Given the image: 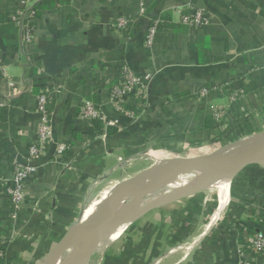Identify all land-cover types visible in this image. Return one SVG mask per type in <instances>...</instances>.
<instances>
[{"label":"crops","instance_id":"crops-1","mask_svg":"<svg viewBox=\"0 0 264 264\" xmlns=\"http://www.w3.org/2000/svg\"><path fill=\"white\" fill-rule=\"evenodd\" d=\"M20 1L0 0V264H42L81 208L121 180L111 186L119 161L134 159L141 170L230 143L216 111L237 136L264 129V0H32L27 44L11 19ZM197 9L207 25L182 22ZM119 14L132 19L123 32L113 27ZM122 64L152 74L145 96L124 103L131 115L110 103ZM44 87L53 140L13 217L5 188L36 141ZM87 101L104 120L83 118ZM244 106L257 113L244 116ZM60 143L69 148L57 156ZM228 182L219 213L214 185L152 210L109 242L103 264H264V252L248 243L264 233V166ZM50 220L56 231L48 239Z\"/></svg>","mask_w":264,"mask_h":264},{"label":"water","instance_id":"water-1","mask_svg":"<svg viewBox=\"0 0 264 264\" xmlns=\"http://www.w3.org/2000/svg\"><path fill=\"white\" fill-rule=\"evenodd\" d=\"M250 165L264 166V129L208 153L158 160L118 181L88 217L72 222L42 264H88L122 226L220 180H230ZM181 177L185 182L178 184Z\"/></svg>","mask_w":264,"mask_h":264},{"label":"built area","instance_id":"built-area-1","mask_svg":"<svg viewBox=\"0 0 264 264\" xmlns=\"http://www.w3.org/2000/svg\"><path fill=\"white\" fill-rule=\"evenodd\" d=\"M32 0H21V6L16 10V13L11 16V19L21 28L23 43L30 42L32 30L35 21V14L32 9H28L26 5ZM26 7V8H25ZM131 18L125 14H119L115 18L113 27L117 32H123L131 23ZM183 23L190 26H204L208 23V16L203 9H197L192 13L184 14L181 17ZM158 20L151 22L147 29L145 44L150 45ZM152 79V74L147 73L144 76L135 75L127 65L122 64L119 67V81L112 86L110 90V103L117 110L124 111L131 115L125 107L124 103L131 98L142 99L145 96L149 82ZM242 90H239L235 96H242ZM36 109L40 117V123L37 130L36 141L29 145L27 150V161L24 163H15L13 166L12 180L6 186L5 192L8 200L13 207V217L17 209L21 207L25 199L24 183L26 179L32 175L38 168L41 158L45 156L48 145L52 142V130L47 112V104L50 101V93L47 87H44L36 96ZM217 120H220V111L215 112ZM82 116L90 120L103 119L99 110L91 102H85L82 107ZM104 120V119H103ZM106 124H114L113 121H106ZM69 148L67 144L56 145V155L61 156L65 150ZM250 249L255 252H264V233L258 232L248 239ZM102 247V245H101Z\"/></svg>","mask_w":264,"mask_h":264},{"label":"rangeland","instance_id":"rangeland-1","mask_svg":"<svg viewBox=\"0 0 264 264\" xmlns=\"http://www.w3.org/2000/svg\"><path fill=\"white\" fill-rule=\"evenodd\" d=\"M257 108H246L244 106V109L242 110L244 112V116L246 117H249L250 115H254V112L257 113ZM222 120H224V124L222 125L223 129V134L222 136L226 139V140H229L230 142H233L239 138H242L244 136H247V135H243V136H237L238 132H237V129L234 127V126H231L230 125V122L229 120L226 121L227 118H222ZM147 158L150 157V156H146ZM149 162H154V159L151 160V158H149ZM135 164V160L134 159H131V160H125V161H119L118 162V165L119 166H116L114 169V171H120V174L117 175V177L115 178L114 176V179H111V186L114 185V183L116 182V180H123L133 174H135L136 172H138L140 169L138 170H135L134 167H132L133 165ZM118 167V168H117ZM140 167V166H138ZM123 178V179H122ZM112 188V187H111ZM85 205V204H83ZM85 206H83L80 210V213L79 215L77 216L78 220L82 219L83 218V209H84ZM51 224L49 225V227L47 228V231H46V235L44 236L45 238H48L49 239V236L51 234H53V232H55L56 230L54 229V223L52 220L49 221ZM62 231V230H61ZM61 231L58 232L61 234ZM58 234V235H60ZM57 238V237H56ZM55 240V239H53ZM52 240V241H53ZM111 241H106L105 243H103L102 247H100L101 249H99L98 251L95 252V254L91 257L90 261L88 264H103L104 263V257H105V254L108 252V250H110L111 248H109L111 246V243H109ZM109 243V244H108ZM54 245V244H53ZM50 246H48V249H49ZM52 247V246H51ZM50 247V248H51ZM111 252V251H110Z\"/></svg>","mask_w":264,"mask_h":264},{"label":"bare ground","instance_id":"bare-ground-1","mask_svg":"<svg viewBox=\"0 0 264 264\" xmlns=\"http://www.w3.org/2000/svg\"><path fill=\"white\" fill-rule=\"evenodd\" d=\"M229 180L228 179H225V180H220L217 184H215L214 186H217V194H218V198H219V207H218V209H217V213H219L220 212V210L223 208V206H224V204H225V202H226V198H227V192H228V184H229V182H228ZM178 184H182V183H184L185 182V178L184 177H181V178H179L178 179ZM209 188V187H208ZM216 188V187H215ZM111 189V188H110ZM110 189H108V190H106L100 197H98V198H96V199H94V200H92L85 208H84V210H82L83 212V218H86V217H88L91 213H92V211L94 210V208H96V206L98 205V203L100 202V200L102 199V197H104L108 192H109V190ZM207 189V188H206ZM216 213V214H217ZM128 225H124V226H122L121 227V229L119 230V232H117L113 237H111L109 240H107V241H111V240H115L116 238H118V236H121V232L127 227ZM132 226H134L133 224H132ZM129 227V226H128ZM131 228V227H130ZM125 233V232H124ZM123 233V234H124ZM120 238V237H119ZM103 245V244H102ZM101 247V246H100ZM98 248V250L99 249H101V248ZM186 249V248H185ZM97 250V251H98ZM182 250V249H181Z\"/></svg>","mask_w":264,"mask_h":264}]
</instances>
